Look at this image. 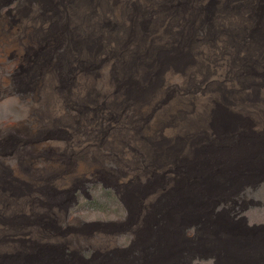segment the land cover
Here are the masks:
<instances>
[{
    "label": "rangeland",
    "instance_id": "rangeland-1",
    "mask_svg": "<svg viewBox=\"0 0 264 264\" xmlns=\"http://www.w3.org/2000/svg\"><path fill=\"white\" fill-rule=\"evenodd\" d=\"M139 1L137 13L148 7ZM221 1L207 4L213 10ZM248 3L264 10V0ZM108 6L0 0L8 28L0 32V264H264V70L251 65L237 86L178 70L166 85L163 65L149 83L133 71L111 81L117 72L109 64L122 52H108L92 22L117 21ZM194 32L205 35L203 27ZM171 47L177 51L165 57L186 73L192 56ZM89 84L95 88L82 95ZM51 86L56 114L44 96ZM201 104L220 115L179 133L177 122ZM170 106L183 116L164 119ZM200 158L212 163L206 172Z\"/></svg>",
    "mask_w": 264,
    "mask_h": 264
},
{
    "label": "bare ground",
    "instance_id": "bare-ground-1",
    "mask_svg": "<svg viewBox=\"0 0 264 264\" xmlns=\"http://www.w3.org/2000/svg\"><path fill=\"white\" fill-rule=\"evenodd\" d=\"M104 1L106 3H109L110 1L113 10H111L109 6L108 7L117 21H113L111 25H107V23L104 21H102L101 24L99 21L92 22L93 27L95 26L98 29V37L105 42L104 46L106 49L108 48V52L111 50H114L113 52L117 54L122 52V55L119 57V59L116 58L114 63L112 62L109 64V68H115L117 72L116 74L112 75L111 81L121 82V80L129 76L127 73L133 71L135 72V76L138 78V80L149 83L151 74L155 76L156 71L159 72L160 66L163 65L165 68V71L163 72L167 75L166 85L172 84L174 82L172 76L175 75V70H178L180 75L182 74L188 77L192 76L193 74L196 77H201L208 74L211 78L210 80L213 81L212 84L218 86L225 80H229L236 85L242 83L240 77H238V74L244 72L245 70L248 71L251 65L256 66L257 70L259 71L264 70V19L262 18L264 16V10H262L260 7H257L256 10L253 9L251 7V3H248L249 0H246L245 4L241 5H228L227 0H222L217 8L213 10L207 4V2L210 0H194L195 5H182L185 3L183 0H142L143 2L141 1V3L145 4L144 7L146 5L148 7L142 8L139 13H137L136 8L134 9L133 7V2L136 0ZM148 9L149 11H147ZM151 9L155 13H153L152 17H149V21L146 20V18L148 17V14H150ZM4 26L2 23H0L1 33L8 30L7 25ZM200 27H203L205 35L201 38H198L194 32V29ZM13 34L15 36H19L20 31L14 30ZM15 39H18V37ZM14 42L15 41L11 42L9 51H11L17 45V42ZM175 43L180 44L185 50H188L187 53L190 54L192 56L191 59L194 60L193 64L188 68L186 73L183 71V66L178 64L177 61L167 58L164 55V53L169 49V51H177V47H171ZM22 47V45L19 46L21 50ZM136 56H140L141 60L139 64L135 62L137 58ZM133 59L134 64L132 65L131 69V63H133ZM252 75L253 73L250 76ZM182 78L184 77H180L181 81L183 80ZM151 83L157 85L158 81L157 84L154 81ZM90 88L93 89L95 86H92L91 84L82 85L79 92L82 95L87 94ZM163 91L164 90H162L161 93H163ZM221 91L222 90L218 88L217 92L215 93L216 96H220ZM122 93L123 92L119 93V98H122ZM44 96L47 100L52 102V104H50L51 111H53L55 114L59 113L58 97L56 94L52 96V86L44 88ZM212 108L213 107L211 105L201 104L192 114L193 117L191 116L189 120L185 117H181V119L177 122L179 133H186L188 128L193 129L197 124H206L211 120V118L219 116L220 113L218 111L216 113L214 110H212ZM149 110L150 107L146 106L142 114H148ZM182 111L184 110L179 107L175 108L170 106V108L167 107L166 110L163 111L161 116H163V118L166 120H170L174 116H183ZM153 130L154 128L149 129L147 134H154ZM150 150L151 147L147 146L146 152L151 153ZM99 159L100 158H98V160ZM195 164H199L202 168L205 167V172L207 165L212 166V163L207 158L206 160L200 158ZM85 165V162H80L77 170L78 173H81L83 170H85ZM208 182V186L215 185V183H213L214 180L208 179ZM236 232L237 230L233 231V234ZM226 234L228 233L226 232ZM182 242H184V240ZM174 244L172 249H174L175 252H178L179 245ZM169 245L167 244L166 246ZM157 248L158 247H156V249ZM162 250L164 251V249ZM160 254L161 253H159V255ZM166 255L171 256V252L170 254L167 252ZM167 262L165 263L167 264ZM188 264H192V262L190 263L189 261Z\"/></svg>",
    "mask_w": 264,
    "mask_h": 264
},
{
    "label": "clouds",
    "instance_id": "clouds-1",
    "mask_svg": "<svg viewBox=\"0 0 264 264\" xmlns=\"http://www.w3.org/2000/svg\"><path fill=\"white\" fill-rule=\"evenodd\" d=\"M233 223H231V224H235V225H230V226H235V227H239V226H237L236 224H237V222L234 220V219H232L231 220ZM243 227H245V228H247V229H249L250 231H254L252 228H250L249 226H247L245 223H243V224H241ZM140 234L142 235V232H140ZM140 235L139 236H137V238L138 239H140ZM138 239L136 240V239H134V240H132L133 241V243L134 242H138ZM129 247H126V246H121V249L122 250H127ZM179 249V248H178ZM188 255V254H187Z\"/></svg>",
    "mask_w": 264,
    "mask_h": 264
}]
</instances>
